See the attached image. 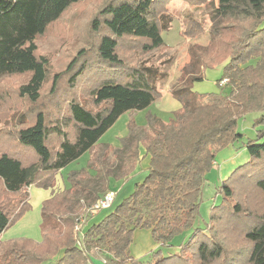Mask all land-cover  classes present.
I'll return each mask as SVG.
<instances>
[{
	"label": "trees",
	"instance_id": "1",
	"mask_svg": "<svg viewBox=\"0 0 264 264\" xmlns=\"http://www.w3.org/2000/svg\"><path fill=\"white\" fill-rule=\"evenodd\" d=\"M47 1L0 0V81L27 76L0 92L5 109L10 106L7 95L15 108L22 107L13 126L0 128V191L24 199L15 214L8 204H0V233L29 209L31 184L53 187L68 163L86 151L91 158L85 168L67 173L69 187L42 202L41 240L0 241V264H94L89 254L96 248L111 264H125L128 258L140 264L128 256V248L133 232L142 228L162 245L194 228L179 253L150 264H236L232 254L239 257L238 264H264V202L258 210L244 202L248 189L264 200V128L246 142L247 162L218 188L221 202L211 209L206 227H195L216 152L242 137L237 122L247 113H261L256 123H264V0H217L206 44L187 45L186 61L170 89L180 108L171 120L152 116L144 127L130 117L128 144L112 171L105 162L112 147L98 143L99 137L123 112L144 109L160 98L163 91L156 82L167 79L164 71L129 62L120 49L148 51L163 44L161 33L171 27V0L98 1L86 24L93 40L72 52L60 70L38 52L36 39L70 5L85 0H68L39 32L40 3ZM188 1L194 6L205 3ZM61 4L49 2L54 8ZM51 14L49 10L45 18ZM197 32L184 31L192 38ZM222 62L228 92L195 93L193 83L204 78L203 70ZM79 81L88 84L83 97ZM140 147L149 156L143 181L86 229L78 246L73 227L81 199L90 205L109 189L111 180L128 179L142 157ZM230 234H237L245 246L228 242Z\"/></svg>",
	"mask_w": 264,
	"mask_h": 264
},
{
	"label": "rangeland",
	"instance_id": "2",
	"mask_svg": "<svg viewBox=\"0 0 264 264\" xmlns=\"http://www.w3.org/2000/svg\"><path fill=\"white\" fill-rule=\"evenodd\" d=\"M50 1L51 0H48L46 3H40V11L37 17V20H40V23H38L39 32H41L45 23L54 19L58 15L68 0H59L62 4L58 8L51 7L49 5ZM98 1L100 2L101 0H85L80 3L70 5L59 18L50 23L44 33L37 37L36 44L38 46V52L49 57L50 63L55 69L60 70L66 64L72 52L81 47L88 46L89 41L93 40L92 33L88 31L86 24L88 23L90 17H92V14L95 13L94 11L98 8ZM172 1L174 2L172 3ZM214 6H217V0H205V3H201L196 6L192 5L188 0H171V2L167 5L168 12L172 15L171 27L161 33L163 44L148 51L136 50L128 53L120 49L121 54L127 56L129 62L133 64L150 67L158 72H166L167 79L165 81H157L156 86L158 89H161V91L166 89L170 90L177 82L181 65L186 61L187 45L189 43L206 44ZM49 10L52 11V14L48 16V18H45L46 13H49ZM188 28L199 32H197L192 38L184 33V31ZM185 38L186 40H184ZM224 64L225 62H222L214 67L204 69V78L193 83V91L197 94L227 93L228 88L224 85L227 83L228 78L225 83L223 82L225 78H222ZM105 67L107 68V66ZM95 77L96 74L92 73V82ZM9 78L10 79H3L0 81V92L6 87L7 83L18 86L19 84L25 82L27 76L21 75ZM218 80L219 82L217 83ZM79 85V92H81L80 95L83 97V93L86 94L85 90L88 84L86 81H79ZM7 100L10 103L8 109H5L0 102V128L9 123L13 126L16 117L22 113L21 106H19L18 109L13 106V97L11 95H7ZM83 100L86 101V99ZM130 113L133 112L130 111ZM130 116L131 115L128 111L123 112L98 139V143L109 144L112 147V149L108 151V155L105 159L108 171H112L119 165V155L128 144L129 135L126 124ZM260 117L261 113L250 112L240 118L237 122V130L242 134V137L227 144L216 152L214 165L206 174V180L201 194L199 216L195 227L200 229H204L206 227L209 222L211 209L214 206L219 205L221 202L222 197L218 192V188L221 183L228 179L231 173H233L239 166L247 162L249 154L245 148L246 142L249 139L256 138L257 129L264 128V123H256L257 119ZM262 140L263 139L259 141ZM142 148L140 147V154L143 152L144 148ZM10 150L13 151V149ZM89 157H91V154L87 151L82 153L78 158L71 161L61 169L62 174L66 176L70 170H81L85 168ZM140 166L141 165L138 164V173L131 174V176L124 181L120 180L121 182L114 187L118 192V195L112 206L103 209L100 212V218L106 213L108 214L112 212L121 202V198L126 194L129 195L133 191V188L129 191L131 185L134 187L135 182L143 181L148 169L145 168L140 171ZM140 173L142 175H139ZM94 175V171L92 170V176ZM111 181V183H115V180ZM65 185L66 187L69 186V183L66 182V180ZM248 192L249 193L246 195V192L240 189V193L243 196L246 195L244 202L247 203L251 210H258V206L261 202L263 203L264 200L254 197V192L250 189H248ZM28 194L30 199L28 201L31 203V206L23 213L22 216L27 214L26 218L30 219V223H32V221L34 223L33 218L37 217V213L32 206V203H34V197L30 188L28 189ZM23 202L24 199H22V197H11L0 191V204H8L6 205V208L10 209L11 213L15 214L19 208H21ZM81 209L82 208L77 211V215L81 212ZM20 218L18 220H20ZM193 229L194 228H190L184 231L181 235H177L169 242V244H160L161 246H159V248L150 253V256L153 255L151 260H148L149 256L144 253L141 257H132L131 255L135 252L137 255L133 256H140V251L145 250L144 244L146 243V237H148L145 229H140L137 232L136 229L132 234V241L129 245L131 258L137 260L140 264H150L153 259L175 255L180 252L181 246L186 245L190 241ZM150 237L151 240L149 241H152V235H150ZM227 240L228 242L236 241V243L241 247L245 246L243 243L244 241L241 240L237 234L228 235ZM98 249L96 248L95 250H92L89 255L91 256L92 254V256L94 255L99 257L104 256L105 253H102V250L99 252ZM231 256L233 257L235 263L238 264L239 257H237V254H232ZM104 258L106 259V262L99 259L96 261V264H111L105 256ZM48 262L49 261H45L43 264ZM126 262L136 264V262H133L130 258H128Z\"/></svg>",
	"mask_w": 264,
	"mask_h": 264
},
{
	"label": "crops",
	"instance_id": "3",
	"mask_svg": "<svg viewBox=\"0 0 264 264\" xmlns=\"http://www.w3.org/2000/svg\"><path fill=\"white\" fill-rule=\"evenodd\" d=\"M173 2L174 1H172V3ZM184 40H186V38ZM180 106H181V103L171 95L169 89H166L163 91V94L160 98L154 100L152 103H150L144 109L132 110L133 113H130V111H128V112L131 115L130 117H132V119L134 120V122L137 126L144 127L147 123V120L152 116L159 117L163 121L171 120L174 116V112H176L180 108ZM140 155H142V157L140 158L138 164L141 165L140 171H142L143 169H145L148 166L149 156L144 154V149ZM90 158L91 157H89V159ZM138 164L136 165V168L132 174L138 173V170H137ZM60 172H61V170L59 171V173ZM59 173H58V175H56V181H55V185L53 187L45 188V187L37 186L36 184H31L28 187V189L30 188L32 190V194L34 197V203H32V206H33V209L35 210V212L37 213V217L33 218L34 223H33V221H32V223H30V221H29L30 219L26 218L27 214L22 216L20 218V220H17L13 225L8 226L6 229H4L0 233V241L8 240L11 238H19V237H26V238H30V239H33L36 241L41 240L42 231H41V227H40V223H41L40 210H41L42 202L45 199L49 198L54 192L67 188L65 185V180H66V182L69 183V181L67 180V174L65 176L62 174V172L60 174ZM139 175H142V174L140 173ZM111 182L109 184L110 185L109 189H111V190L114 189V191L116 193V195H115V199H116L118 192L116 191V189L114 187L117 186L118 183L121 181L120 180L115 181V183H111ZM112 187H113V189H112ZM132 188H133V185H131V187L129 188V191ZM127 195L128 194H126L125 196H127ZM125 196H123L122 198H124ZM122 198H121V200H122ZM30 206H31V203H30ZM101 211L102 210H100L97 213L88 217L86 222L83 224V228H82L83 234L86 231V229H88L92 224L98 223L105 215H107V213H106L105 215H103L100 218L99 215H100ZM142 229H144V228H142ZM138 230H140V229H137L136 232ZM145 231L148 234V237H146V243L144 244L145 250L140 251V254H139L140 256H133V255H137V253H135V252H133L131 255H132V257H141L144 253V254H147V256H149L148 260H151L153 258V255L150 256V253L155 251L161 245H160V243L155 242L153 239H152V241H149V240H151V237H150L151 231L149 229H145ZM131 255H130V250L128 248V256L131 257ZM91 258L93 259L94 264H96V261L99 259H102L103 257L102 256L101 257L94 256V255L92 256V254H91ZM105 264H107V263H105ZM125 264H130V263L126 262Z\"/></svg>",
	"mask_w": 264,
	"mask_h": 264
},
{
	"label": "built area",
	"instance_id": "4",
	"mask_svg": "<svg viewBox=\"0 0 264 264\" xmlns=\"http://www.w3.org/2000/svg\"><path fill=\"white\" fill-rule=\"evenodd\" d=\"M226 81H227V78L223 80L224 83ZM115 195L116 193L114 190L108 189L100 197L96 198L90 205H87L85 203V200L81 199L80 202H81L82 209H81V212L75 218L76 222L73 227L74 238L78 246L82 245V237H83L82 228H83V224L88 219V216H91L100 210L110 207L114 201ZM102 257H103L102 258L103 261L106 262V259L104 258V256Z\"/></svg>",
	"mask_w": 264,
	"mask_h": 264
}]
</instances>
